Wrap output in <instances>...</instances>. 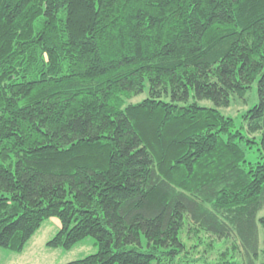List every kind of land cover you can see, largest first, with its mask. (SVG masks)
<instances>
[{"label":"trees","instance_id":"16d2710c","mask_svg":"<svg viewBox=\"0 0 264 264\" xmlns=\"http://www.w3.org/2000/svg\"><path fill=\"white\" fill-rule=\"evenodd\" d=\"M255 83L250 137L218 107ZM263 210L264 0H0V247L57 217L47 246L98 245L65 264H166L203 233L264 264Z\"/></svg>","mask_w":264,"mask_h":264},{"label":"rangeland","instance_id":"374dc122","mask_svg":"<svg viewBox=\"0 0 264 264\" xmlns=\"http://www.w3.org/2000/svg\"><path fill=\"white\" fill-rule=\"evenodd\" d=\"M248 103L243 100H233L228 107H218L220 111L235 120V127L247 133L244 126L243 114L256 103H258L257 84L255 83L248 97ZM200 105L215 106L211 100H197ZM248 135V133H247ZM257 133V139L260 137ZM251 137V135H248ZM247 160L256 163L263 159L257 150V145L247 150ZM264 214V210L261 215ZM61 222L57 217H51L43 222L40 229L26 243L22 252L11 251L8 248L0 247V264H65L98 251L96 240L88 236L78 242L71 249L53 248L47 246V242L59 231ZM202 237L186 238L187 248L173 262L166 264H220L226 260L235 261L236 264H246V258L242 252L234 250L230 242L202 234ZM256 264H261L262 253L254 256Z\"/></svg>","mask_w":264,"mask_h":264}]
</instances>
